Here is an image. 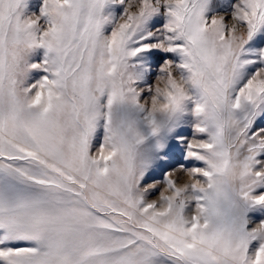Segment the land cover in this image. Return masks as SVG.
I'll list each match as a JSON object with an SVG mask.
<instances>
[{
    "label": "snow or ice",
    "instance_id": "snow-or-ice-1",
    "mask_svg": "<svg viewBox=\"0 0 264 264\" xmlns=\"http://www.w3.org/2000/svg\"><path fill=\"white\" fill-rule=\"evenodd\" d=\"M0 264H264V0H0Z\"/></svg>",
    "mask_w": 264,
    "mask_h": 264
},
{
    "label": "rangeland",
    "instance_id": "rangeland-1",
    "mask_svg": "<svg viewBox=\"0 0 264 264\" xmlns=\"http://www.w3.org/2000/svg\"><path fill=\"white\" fill-rule=\"evenodd\" d=\"M30 2L36 3V2H38V0H30Z\"/></svg>",
    "mask_w": 264,
    "mask_h": 264
}]
</instances>
